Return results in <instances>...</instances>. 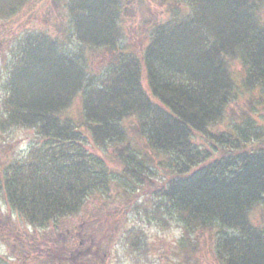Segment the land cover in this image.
<instances>
[{
  "label": "trees",
  "instance_id": "obj_1",
  "mask_svg": "<svg viewBox=\"0 0 264 264\" xmlns=\"http://www.w3.org/2000/svg\"><path fill=\"white\" fill-rule=\"evenodd\" d=\"M28 1L0 0V19ZM53 1L79 48L65 29L37 30L10 51L0 127L41 140L0 170L10 207L35 227L58 226L106 190L109 167L89 138L134 179L126 201L141 198L133 209L144 220L180 225L191 250L209 233L218 264H264V0H159L168 15L132 46L121 44L136 8L125 0ZM86 49L103 55L98 70ZM239 89L246 105L224 122ZM79 94L80 118L66 115ZM108 221L90 225L113 235ZM124 240L130 251L142 244L136 232Z\"/></svg>",
  "mask_w": 264,
  "mask_h": 264
},
{
  "label": "rangeland",
  "instance_id": "obj_2",
  "mask_svg": "<svg viewBox=\"0 0 264 264\" xmlns=\"http://www.w3.org/2000/svg\"><path fill=\"white\" fill-rule=\"evenodd\" d=\"M143 1L146 7L139 10L138 0H125L129 9L136 8L132 16H128L123 21L124 31L121 40L123 45H135L147 36L154 19L158 20L168 15L167 5L159 0ZM141 16L145 21L143 25H139ZM58 27H62L63 30H58ZM64 29L71 49L79 48L70 34L62 8L59 9L53 0H29L13 17L7 20L0 19V116L4 113L3 100L6 94L7 66H9L7 61L18 39L28 31L42 30L58 32V35H61ZM86 51L89 57H93V63L98 70L100 66L97 62H104L103 55H93L88 49ZM143 85L146 87L145 80ZM249 94L238 90L232 105L235 110L227 111L224 122L233 123L239 119L237 115L241 107H245ZM81 101L79 94L66 110V115L80 118ZM257 110L260 117L264 119V109L259 106ZM222 125L223 123H218L216 127L221 129ZM36 141L41 140L32 128L0 127V170L8 162L22 158ZM135 141L143 147V141L138 138H135ZM86 148L105 158L109 167L108 187L106 190H96L89 194L80 211L65 217L63 223H59L58 226L49 224L46 227H35L27 223L16 210L10 207L0 186L1 264H58L60 258L57 257L64 255V249L61 252V246L65 238V230L74 226L76 264H218L214 257L209 233L199 235L197 248L191 250L188 238L183 240V228L180 225L173 222L161 228L153 222L144 220V214L140 216L133 209L134 200L141 198L137 196L134 199L135 196H133L132 200L126 201L127 194L136 192L133 191L132 180L134 179L123 175L119 164L112 159L110 148L96 149L89 138ZM146 203L149 204L148 201ZM255 213H258V209ZM97 219L100 224H105L108 220L110 224L111 221L114 226L113 235H106V233L101 237L100 234L97 235L98 232L95 233L90 225ZM135 232L139 237V243L142 244L139 250L130 251L124 239ZM106 238H108V250L104 255L100 244ZM72 241L66 240V244L71 249ZM90 243H92L90 248H87ZM185 243L187 257L184 255L185 251H181V245Z\"/></svg>",
  "mask_w": 264,
  "mask_h": 264
},
{
  "label": "flooded vegetation",
  "instance_id": "obj_3",
  "mask_svg": "<svg viewBox=\"0 0 264 264\" xmlns=\"http://www.w3.org/2000/svg\"><path fill=\"white\" fill-rule=\"evenodd\" d=\"M64 239L62 241V246H61V252H63L64 249V255L63 256H58L57 258H60L58 261V264H76L75 263V226L74 227H68L65 230L64 233ZM73 240L72 241V245L73 248L71 249V247H68V245L66 244V240ZM71 243V242H70ZM92 243L89 244V246L87 248H90ZM59 247V246H58ZM60 252V253H61Z\"/></svg>",
  "mask_w": 264,
  "mask_h": 264
}]
</instances>
